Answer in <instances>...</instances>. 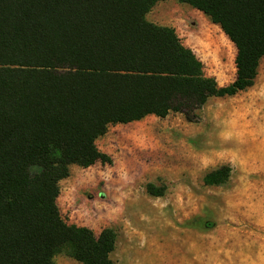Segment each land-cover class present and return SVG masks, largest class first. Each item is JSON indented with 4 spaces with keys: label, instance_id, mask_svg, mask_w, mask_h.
<instances>
[{
    "label": "trees",
    "instance_id": "trees-1",
    "mask_svg": "<svg viewBox=\"0 0 264 264\" xmlns=\"http://www.w3.org/2000/svg\"><path fill=\"white\" fill-rule=\"evenodd\" d=\"M158 0H0V264H114L116 233L67 223L57 197L72 164L110 163L96 139L110 124L180 112L250 87L264 57V0H178L235 47L219 85L172 27L146 19ZM228 165L205 184L224 183ZM155 194L152 186H147ZM159 195V194H157Z\"/></svg>",
    "mask_w": 264,
    "mask_h": 264
},
{
    "label": "rangeland",
    "instance_id": "rangeland-1",
    "mask_svg": "<svg viewBox=\"0 0 264 264\" xmlns=\"http://www.w3.org/2000/svg\"><path fill=\"white\" fill-rule=\"evenodd\" d=\"M145 16L172 27L219 85L234 79L235 47L203 12L158 0ZM96 144L111 162L70 165L57 205L67 223L115 230L114 264H264V57L250 87L210 97L193 120L150 114L110 124ZM221 165L227 180L205 184Z\"/></svg>",
    "mask_w": 264,
    "mask_h": 264
}]
</instances>
